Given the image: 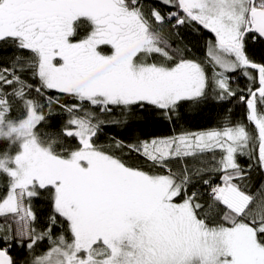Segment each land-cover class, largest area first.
I'll return each instance as SVG.
<instances>
[{
  "label": "snow or ice",
  "instance_id": "6c2138e0",
  "mask_svg": "<svg viewBox=\"0 0 264 264\" xmlns=\"http://www.w3.org/2000/svg\"><path fill=\"white\" fill-rule=\"evenodd\" d=\"M0 46V264H264V0H0Z\"/></svg>",
  "mask_w": 264,
  "mask_h": 264
},
{
  "label": "trees",
  "instance_id": "16d2710c",
  "mask_svg": "<svg viewBox=\"0 0 264 264\" xmlns=\"http://www.w3.org/2000/svg\"><path fill=\"white\" fill-rule=\"evenodd\" d=\"M207 38L208 34H204ZM190 40L196 45L197 49H202L203 41L196 40L194 37H189ZM8 46H0V56L7 55L6 52ZM50 95H57L55 92H50ZM61 103H72V98L67 96H61ZM55 111H59V109H55ZM223 115L219 107L216 106H208L199 114L192 115L189 120L183 124V127L191 130V131H198V130H205L210 129L217 125L220 120V117ZM241 117V110L235 109L233 119H239ZM119 129H114L111 133H109V137L105 140H102V143L112 144V138L114 137L116 140H124L128 141L132 137L127 133H121L120 135H116L119 132ZM144 136H160V135H170L171 130L169 128L164 127L163 125H146L141 130V133ZM113 151L116 155H121L119 150H116L113 147ZM124 156L128 160L129 163H143L142 158L137 156L134 152H129L127 148L124 149ZM38 209L41 210V214L47 210V205L44 203H37L35 205ZM15 255V251L13 252Z\"/></svg>",
  "mask_w": 264,
  "mask_h": 264
}]
</instances>
